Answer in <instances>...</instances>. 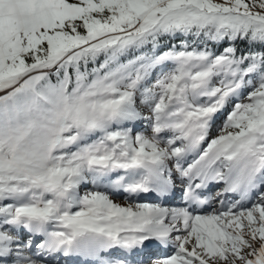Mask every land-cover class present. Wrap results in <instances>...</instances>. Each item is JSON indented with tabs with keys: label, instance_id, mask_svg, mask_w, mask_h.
I'll list each match as a JSON object with an SVG mask.
<instances>
[{
	"label": "snow or ice",
	"instance_id": "obj_1",
	"mask_svg": "<svg viewBox=\"0 0 264 264\" xmlns=\"http://www.w3.org/2000/svg\"><path fill=\"white\" fill-rule=\"evenodd\" d=\"M0 264H264V0H0Z\"/></svg>",
	"mask_w": 264,
	"mask_h": 264
},
{
	"label": "rangeland",
	"instance_id": "obj_2",
	"mask_svg": "<svg viewBox=\"0 0 264 264\" xmlns=\"http://www.w3.org/2000/svg\"><path fill=\"white\" fill-rule=\"evenodd\" d=\"M117 203H121V201L119 200V199H117V201H116Z\"/></svg>",
	"mask_w": 264,
	"mask_h": 264
}]
</instances>
